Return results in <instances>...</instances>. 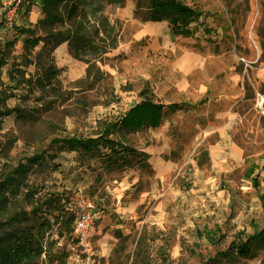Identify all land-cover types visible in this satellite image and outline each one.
<instances>
[{
    "label": "rangeland",
    "instance_id": "rangeland-1",
    "mask_svg": "<svg viewBox=\"0 0 264 264\" xmlns=\"http://www.w3.org/2000/svg\"><path fill=\"white\" fill-rule=\"evenodd\" d=\"M4 1L7 0H0L1 26ZM127 1L129 4L132 0ZM182 1L202 12L198 17L201 32L223 42L219 53L225 57L219 61V68H231L239 73L240 119L230 136L242 149V160L238 164L231 162L229 169L219 173L218 200L211 195L200 197L202 191L191 193L190 184H185V172L177 176V184H159L152 195H147L145 192L151 188L147 172H140V181L126 184L119 180L123 167L106 171L103 159L97 157L79 165L81 161L74 152L55 142L71 136H95L103 124L122 117L127 112L121 114L123 108L136 102L135 95L129 94L133 97L124 101V106L120 103L126 89L140 88L139 96L143 97V91L156 103L166 106L169 103L160 102L159 96L149 88L151 72L156 68L164 72L167 84L175 76L179 77V72L170 73L168 62L181 47L175 52L147 48L152 35H146L142 41H132L131 33L139 28L138 23L116 13L117 9L127 10V5L115 7L102 3L101 11L95 16L88 14L86 26L97 31L95 43L106 44L107 51L98 49L81 54L90 61L88 77L87 69L85 77L74 82H65L59 77L61 84L56 95L39 100H35L38 91L29 93L26 85L10 89L11 95L5 99L4 106L29 109L32 113L14 112L0 117V168L15 165L32 153L45 152L44 164L30 171L29 184L42 193L63 194L74 211L87 204L92 207V227L80 236L72 223L61 236H52L54 251L60 257L54 262L44 260L42 264H264V241L252 243L247 255H239L235 249L264 227V113L256 105L257 98L264 96V0ZM92 3L94 1L86 0V11ZM31 5L30 0H21L11 30L32 23L29 21ZM35 10L32 17L37 22L42 15L40 10ZM36 30L37 34H43L39 27ZM111 35L114 48L108 45ZM126 41H132L130 52L115 51ZM113 49L116 54L110 55ZM153 53L156 59H146ZM20 60L17 58L16 62ZM7 67L1 69L5 82L9 81ZM19 68L26 77L40 71L33 66ZM109 68L114 70V75ZM94 72L96 78L92 77ZM120 75L125 85L115 91L113 86L119 83V77L122 79ZM166 97L173 100L176 96L170 93ZM111 103L115 107L112 114L107 109ZM187 118L191 119L190 113ZM144 129L130 135L116 132L114 136L121 143L136 148L152 143L150 133ZM188 129H191L190 124ZM186 137L181 132L170 142L171 161L189 168L188 160L192 158L188 155L195 148L197 154L193 158L198 164L200 161L199 165H207L205 144H196ZM129 167L137 169V165ZM97 174L101 176L96 181ZM154 196H158V202Z\"/></svg>",
    "mask_w": 264,
    "mask_h": 264
},
{
    "label": "trees",
    "instance_id": "trees-1",
    "mask_svg": "<svg viewBox=\"0 0 264 264\" xmlns=\"http://www.w3.org/2000/svg\"><path fill=\"white\" fill-rule=\"evenodd\" d=\"M94 1L86 11V0H30L41 11V18L33 23L27 22L17 28V34L5 40L0 46V117L12 113L31 115L29 109L9 108L5 99L10 97V89L25 86L27 92L36 90L42 97L56 95L61 84L62 68H58L53 57L54 48L67 43L69 54L87 63V77L90 73V61L81 54L105 47L95 43L97 31L87 29L88 14L95 16L101 11L102 3L123 7L126 0H90ZM134 15L145 21H166L173 34L189 33V25L202 15L195 6L185 4L182 0H132ZM1 25V24H0ZM43 34H37V28ZM109 47L115 42L110 36ZM104 41V38L101 40ZM21 42L20 53L14 50ZM39 50L34 48L39 44ZM21 60L17 63L16 59ZM20 63V64H19ZM6 68L8 82L1 78V69ZM33 66L38 74L19 72V67ZM19 74L20 76H17ZM97 76L94 72L92 77ZM96 78V77H95ZM94 79V78H93ZM9 83V84H8ZM143 99L130 107L120 118L111 120L100 127L95 136H71L55 142L62 143L68 151L74 152L81 161L95 157L103 159V169H124L132 165L142 167L150 172L146 163L147 155L115 139L116 132L135 133L145 127H157L163 113L183 109V102L169 103L163 106L151 97ZM25 97V96H24ZM102 128V129H101ZM45 152H35L20 160L15 165H2L0 168V264H42L44 260L56 261L60 256L54 251V238L72 226L75 211L64 195L55 192H40L29 184L30 171L41 165ZM45 155V156H44ZM52 156V155H51ZM83 159V160H82ZM73 228V227H72ZM256 241H264V227L260 232L249 236L246 241L236 246V253L247 255L250 246Z\"/></svg>",
    "mask_w": 264,
    "mask_h": 264
},
{
    "label": "crops",
    "instance_id": "crops-1",
    "mask_svg": "<svg viewBox=\"0 0 264 264\" xmlns=\"http://www.w3.org/2000/svg\"><path fill=\"white\" fill-rule=\"evenodd\" d=\"M125 5L128 7L127 10L117 9L116 13L118 16L133 19L138 23L139 28L131 33L132 41H142L146 35H152L148 38L150 41L145 46L147 48L167 49L175 52L180 50L178 47H181V50L175 53L173 59L168 62L170 73L176 74V72H179V77L175 76L167 84L164 72L156 68L151 72L152 80L149 88L159 96L162 103L178 102L182 99L184 108L180 110L184 111L181 113H179L180 110L167 111L163 113L161 123L157 127H145L144 130L150 133L152 143L148 145L140 144L136 149L147 155L145 160L151 171L147 172L142 167H136L137 169L124 167V169H121L122 175L119 180L121 179V182L125 181L126 184H134L141 180V171L147 172L148 184H151V188L145 193L152 195L153 190L159 184H167V186L177 184V176H183L185 172V184H190L188 190L191 193L202 191L201 193H204L200 197L205 198L211 195L212 199L218 200L219 188L216 186L219 184V173L229 169L233 161L238 164L243 157L242 149L230 136L233 127L240 119L238 104L242 92L239 73L231 68H219V61L225 57L222 52L219 53L223 42H219L218 37H208L206 32H201L198 19L189 25V33L176 35L172 33L171 27L166 21L135 19L133 2L129 1L128 4L127 1ZM31 7L33 8H31L29 14V21L34 23L36 19H33L32 12H34V8L36 10H39V8L34 4ZM16 30L18 29L4 31L0 25V46L5 40L14 37L17 34ZM132 41L123 42L115 51L127 54L130 52ZM41 44L40 42L34 48V51L39 50ZM15 48L20 53L21 42H18ZM110 53V55L116 54L114 49ZM52 54L56 66L62 68L60 77L63 81L74 82L85 77L86 64L69 54L66 42L58 44ZM147 56L146 59L149 61H153L157 57L154 53ZM109 69V72L114 75V70ZM121 78L120 80L119 77V83L113 86L115 91L118 87L123 89L125 85L124 78L122 76ZM161 78L164 80H161ZM3 81L5 80L3 79ZM139 91L140 88L136 91L124 90L123 102L120 103L124 106V101L133 97L128 96L129 94L135 95V103H137L143 98L138 95ZM170 93L176 96L173 100L166 97ZM135 103L123 108L121 114L128 111ZM113 105L111 103L107 106L111 114L115 111ZM189 113L191 119L187 118ZM178 117L183 119L178 120ZM189 124L191 129H188ZM181 132L187 135L188 140L196 142V144L202 142L205 144L207 165H199L200 161L198 164L193 158L197 154L195 148L188 155L192 158L188 160L189 168H182L183 165L177 166L176 163L171 161L169 155L172 146L169 144L172 140L175 141ZM190 134H193V136H188ZM100 176L101 174H97L96 181ZM111 180H115V178ZM214 189H216V194L213 192ZM154 200L157 201L158 196H154Z\"/></svg>",
    "mask_w": 264,
    "mask_h": 264
},
{
    "label": "built area",
    "instance_id": "built-area-1",
    "mask_svg": "<svg viewBox=\"0 0 264 264\" xmlns=\"http://www.w3.org/2000/svg\"><path fill=\"white\" fill-rule=\"evenodd\" d=\"M21 0H7L3 2L4 9V21H2L3 30H11L15 26L14 17L16 16L17 6L20 4ZM256 105L259 107L260 111L264 113V96L260 95L259 99L256 100ZM84 208H79L75 210V216L73 220V228L75 233L83 236L93 224L94 216L91 215L92 207L87 204Z\"/></svg>",
    "mask_w": 264,
    "mask_h": 264
}]
</instances>
